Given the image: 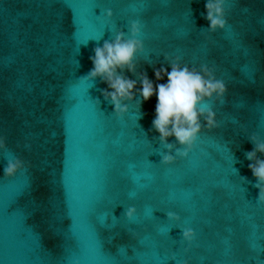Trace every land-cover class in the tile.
<instances>
[{
    "label": "water",
    "instance_id": "1",
    "mask_svg": "<svg viewBox=\"0 0 264 264\" xmlns=\"http://www.w3.org/2000/svg\"><path fill=\"white\" fill-rule=\"evenodd\" d=\"M205 4L0 0V137L28 165L5 178L0 151V264H264V203L245 156L252 135L264 140V0H228V26L215 33ZM136 19L137 73L165 83L154 68L171 71L167 54L214 68L228 88L223 104L208 101L219 127L171 165L152 129L156 96L137 92L118 117L108 85L81 78L94 48ZM168 142L172 154L181 147ZM181 228L196 233L190 245Z\"/></svg>",
    "mask_w": 264,
    "mask_h": 264
},
{
    "label": "clouds",
    "instance_id": "2",
    "mask_svg": "<svg viewBox=\"0 0 264 264\" xmlns=\"http://www.w3.org/2000/svg\"><path fill=\"white\" fill-rule=\"evenodd\" d=\"M228 0H206V15L204 18L209 22L207 32L215 33L224 30L228 26L227 8ZM106 19L113 16L111 9L105 10ZM141 21L130 20L128 30L116 31L110 40H105L102 46L94 48V55L90 56L93 67L83 79L95 81L99 78L108 85L102 90L104 99L114 106L116 115L122 116L127 112L126 100H133L138 92L143 101H148L156 96L155 118L152 121V129L159 134L161 144L168 150L160 153L163 165L175 163L177 158H187L194 148L198 137L204 127L209 130L219 127L216 120V112L208 101L215 99L219 103L225 102L228 88L222 79L215 75V69L206 64H201L199 70L179 63L181 57L169 60L171 71L164 67L154 68L156 81L167 78L165 83H154L149 79L146 72L137 73V53L144 51ZM115 28V25H112ZM125 70L138 75L140 87L137 88V80L129 79L124 75ZM203 118L204 123L201 120ZM170 137H175L176 148L172 154L173 143H169ZM250 141L254 147L246 152L245 156L249 163L248 168L256 180L254 187L259 189L258 201L264 203V140L258 134L252 135ZM0 151L4 153L6 164L3 168L5 178H14L17 173L27 171L28 165L24 160L9 152L6 139L0 137ZM135 196V193H130ZM137 214L134 206L124 210V216L132 221ZM167 219L179 223L181 216L175 212H166ZM182 240L191 244L196 233L192 228H181ZM187 250V249H186ZM175 257L173 256V259Z\"/></svg>",
    "mask_w": 264,
    "mask_h": 264
}]
</instances>
